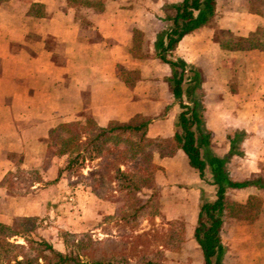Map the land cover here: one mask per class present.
I'll list each match as a JSON object with an SVG mask.
<instances>
[{"label":"crops","instance_id":"obj_1","mask_svg":"<svg viewBox=\"0 0 264 264\" xmlns=\"http://www.w3.org/2000/svg\"><path fill=\"white\" fill-rule=\"evenodd\" d=\"M177 1L102 0L101 9L68 0L0 2V224L47 219L85 231L113 215L106 208L114 202L86 187L80 190L83 198H74L82 213L73 215L68 225L58 216L69 190L61 179L66 154L48 157V130L84 116L106 126L141 115L150 119L148 137L171 138L180 107L166 81L170 68L155 55L154 41L167 26L164 18L175 14L168 4ZM248 5L249 0H217L213 18L184 35L171 52L202 74L212 152L227 157L232 179L256 181L226 193L241 204L256 196L261 206L251 219L224 221V264H264V50H227L214 39L216 30L254 38L264 28V3L256 1L262 13L248 10ZM236 131L241 133L242 154L229 156L228 135ZM154 162L161 167L153 176L160 200L155 219L166 226L182 223L183 228L179 247L163 248L162 262L203 264L193 232L210 181L200 177L180 148L162 158L154 154ZM19 169L39 175L22 194L4 183L9 172Z\"/></svg>","mask_w":264,"mask_h":264},{"label":"trees","instance_id":"obj_2","mask_svg":"<svg viewBox=\"0 0 264 264\" xmlns=\"http://www.w3.org/2000/svg\"><path fill=\"white\" fill-rule=\"evenodd\" d=\"M2 1L5 0H0V2ZM68 2L74 6H89L96 9H101L103 6L102 0H68ZM216 3L217 0H179L168 4L175 10V14L164 18L167 26L156 34L154 41L155 55L167 63L170 68V74L166 81L173 98L179 102L180 107V111L174 120V134L171 138L148 137L146 131L150 119L141 115H136L127 122L110 121L106 126L97 125L90 116H84V120L59 122L50 126L47 138V142L49 139H55L63 144L62 153L67 154L69 157L65 169L71 166L75 161V157L85 158L83 152L88 153L91 147L95 149L96 155L101 157L104 150L108 148L119 149L123 146L128 154L127 157L122 159L125 164L128 160L138 163L145 162L142 167V174L145 175L144 179L137 177L135 172L131 174L128 170L124 171L117 168L120 173L119 178L124 179V188H127L130 192L151 184L150 167H153L151 160L154 151L162 153L163 147H165L169 150L166 156H169L176 148L182 149L189 163L197 169L200 177L204 179L208 173L210 184L215 187L213 199H207L202 192L197 222L193 232L194 240L197 242L203 256V264H224L223 256L226 246L221 239L224 221L227 218L251 219L261 206V202L256 196H250L245 204L232 201L226 196L228 190L255 184L256 181L232 179L226 167L227 157H220L212 152L213 135L206 128L204 120L201 92L202 74L195 65L187 63L182 58L171 56V52L184 35L206 25L213 18ZM252 4L250 2L248 10L262 13L261 8L254 7ZM260 30L261 28H258L257 32ZM214 39L222 48L227 50H264L262 41L255 39L236 37L234 42L223 41L217 33L214 34ZM183 95L186 97L185 101H183ZM126 134L136 136L131 141V147L122 144L125 141ZM122 136H124L123 141ZM228 139L230 141L228 155H241L242 152L238 147L241 133L236 131L233 136L228 135ZM110 143L114 146L111 147ZM105 146L106 148L103 149ZM74 151L77 152L75 157L72 156ZM129 168L132 169L133 167ZM31 173L35 174V179L39 178L37 171H31ZM18 174V170L9 172L4 183L12 192L22 194ZM3 228L8 229L10 232L5 234L6 237L19 235L26 238V235L34 226L30 229L23 223H19L17 227L0 224V229ZM178 228L182 231V223L179 224ZM34 243L37 246L35 250L41 256L16 258L13 264H133L125 255L117 259L113 256L109 259L97 258L92 262H86L81 259L77 251L58 250L51 242L42 237H39ZM102 244V246H107L105 241ZM171 244L176 246L178 243L177 241H171ZM83 245L85 247L84 243ZM178 245L177 247H179ZM38 259L43 262H39ZM142 264L165 263L161 260L152 261L146 258Z\"/></svg>","mask_w":264,"mask_h":264},{"label":"rangeland","instance_id":"obj_3","mask_svg":"<svg viewBox=\"0 0 264 264\" xmlns=\"http://www.w3.org/2000/svg\"><path fill=\"white\" fill-rule=\"evenodd\" d=\"M256 1L258 0H249L254 7H257ZM260 1L264 3V0ZM215 33L223 41H236V36L226 30H216ZM252 39L262 41L264 44V28H261ZM135 137L126 134L125 141H123L124 136H122V144L131 147V141ZM47 144L49 158L54 153H62L63 144L59 140L49 139ZM109 145L114 146L111 143ZM92 148L90 149L92 150ZM105 148L106 146L103 149ZM91 150L88 153L83 152L85 158L75 157L77 152L74 151L72 156L75 157V161L69 168L65 169L69 159L66 154V164L62 170L61 179L66 186H69V190L64 191L63 196L66 197V200H63V205L61 204L58 208L57 214L67 221L66 225L70 223L68 221H74L72 216L79 215V212L82 213L81 207L78 205L79 202L74 198H83L84 195H80V190L88 187L95 196L114 202V206L111 205L110 208H106V210L113 211V215L106 216L104 224H100L98 228L85 231L64 228L65 222L59 226V223L49 222L47 219H43V221L34 218L20 219L16 225L11 227H17L19 223H23L30 229L33 226L34 228L26 235V238L19 235L6 237L5 234H9V230L0 229V264L10 262L13 264L16 258L40 257L41 254L35 250L37 246L34 243L39 237L51 242L58 250L77 251L81 259L86 262H92L97 258L109 259L113 256L117 259L123 255L133 264H142L146 258L152 261H163L165 257L163 248L169 249L168 246H173L171 241L179 240L181 235V229L176 225L169 224L166 226L155 219L156 215L160 214V200L159 189L153 176L156 169L161 167H157L154 162V154L159 153L162 158L167 155L169 150L163 147L162 153L153 152L151 160L153 167H150L151 184L133 192L124 188V179L119 178L120 173L117 168L124 171L128 170L131 174L135 172L137 177L144 179L142 167L145 162L138 163L128 160L129 162L127 161L125 164L122 159L128 154L123 146L119 149L108 148L103 151L104 154L101 157L96 155L94 148ZM18 171L20 191L25 193L28 191V184L35 179V174L26 169H19ZM205 178L210 181L209 175L206 174ZM208 189V194H203V196L210 200L215 195V187L209 184ZM56 220L57 218L53 221ZM40 221L41 223H39ZM103 241L107 243V246H102ZM38 261L43 262L41 259Z\"/></svg>","mask_w":264,"mask_h":264}]
</instances>
